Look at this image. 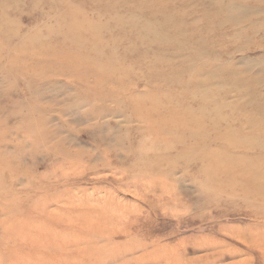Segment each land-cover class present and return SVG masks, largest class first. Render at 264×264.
Returning a JSON list of instances; mask_svg holds the SVG:
<instances>
[{
  "label": "rangeland",
  "instance_id": "obj_1",
  "mask_svg": "<svg viewBox=\"0 0 264 264\" xmlns=\"http://www.w3.org/2000/svg\"><path fill=\"white\" fill-rule=\"evenodd\" d=\"M0 264H264V0H0Z\"/></svg>",
  "mask_w": 264,
  "mask_h": 264
}]
</instances>
